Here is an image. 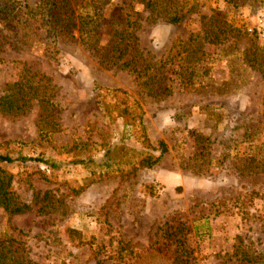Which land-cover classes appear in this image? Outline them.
Listing matches in <instances>:
<instances>
[{"label": "rangeland", "instance_id": "374dc122", "mask_svg": "<svg viewBox=\"0 0 264 264\" xmlns=\"http://www.w3.org/2000/svg\"><path fill=\"white\" fill-rule=\"evenodd\" d=\"M170 1L171 11H187L180 24L132 0H70L77 17L95 14L96 31H59L57 61L39 44L12 49L0 30V97L18 81L40 95L18 115L0 111V154L50 163L0 164L30 207L0 208V240L31 263L264 264V173L252 170L264 147V0ZM206 22L230 38L204 41ZM122 29L137 38L152 90L99 62ZM136 105L148 140L167 152L132 172L142 138L125 123L138 119L120 115H137ZM40 121L58 127L42 134ZM74 143L86 150H60ZM116 147L129 162L75 195L93 175L71 161Z\"/></svg>", "mask_w": 264, "mask_h": 264}, {"label": "trees", "instance_id": "16d2710c", "mask_svg": "<svg viewBox=\"0 0 264 264\" xmlns=\"http://www.w3.org/2000/svg\"><path fill=\"white\" fill-rule=\"evenodd\" d=\"M135 3L141 4L151 15L154 12L160 11L162 8L163 19L168 24H180L185 18L187 11L183 12L181 9L171 11L170 0H132ZM232 2L231 0H228ZM70 0H46L38 5H31L22 0H0V30L4 34V39L8 45L19 51H31L37 44L43 47L44 56L52 61H57L61 55V51L57 44V33L63 29L67 32L71 29L77 28L79 32L88 39L89 35H93L96 31V26L91 27L95 14L89 15L86 13L84 17L76 16L74 10H70ZM189 12V11H188ZM99 16V14H96ZM94 17V18H93ZM81 18V19H80ZM128 22V21H127ZM210 23H204V37L203 40L210 44H219L230 37L229 30L226 28H219ZM115 40L110 49L101 50L97 53L99 62L108 68H116L118 70H128L135 75V78L140 82V85L153 89L151 86L152 78H147L145 70L142 68V63L146 59L137 46V38L134 37L133 32L129 29H122L119 33H113ZM90 43V40H89ZM96 50V49H95ZM97 52V51H96ZM142 61L140 65L138 63ZM139 66V67H138ZM34 74L33 77H36ZM43 80V77L40 76ZM48 80V79H46ZM118 92V91H114ZM40 96L36 90L29 87L23 82H15L7 86L4 94L0 97V111L7 115H18L25 112L27 104L33 99ZM41 100H44L43 97ZM136 109L132 110L125 107L121 110L120 116L130 115L129 110L132 111L131 117H137L138 122H126V126H132L137 123L140 130V137L142 138V151L132 152L137 156L133 165L132 172L140 168H152L155 166L167 152V146L163 141H157L155 144L148 140L144 127L141 122L142 113L140 107L136 105ZM45 109V107H43ZM47 110V109H46ZM46 119L48 117L46 116ZM41 124L42 134L50 131L52 128H57L58 124L49 122L48 124ZM7 144V143H4ZM1 146V144H0ZM86 150V145L74 143L72 146H63L60 150L65 153L78 150ZM122 148H107L104 150L103 159L95 160L92 157L84 159H74L71 161L72 165H80L86 169H90L93 178L89 179L85 186L72 189L75 195L80 194L85 188L108 174L115 166L127 164V154L123 153ZM129 150V149H128ZM126 159V160H125ZM125 160V161H124ZM16 161L26 163L28 161L39 162L43 164H50L48 160L42 158H31L24 156L11 157L7 154H0V164H12ZM52 168H57L55 164H51ZM252 170L256 174L264 173V147H259L257 155L252 161ZM99 171V175L95 177L94 173ZM104 171V173H103ZM12 177L7 175L0 168V208L9 215H16L26 212L30 207L21 203L15 193L11 190ZM17 249L12 250L10 245L5 241L0 240V264H33L26 260L23 254ZM101 262H97L100 264Z\"/></svg>", "mask_w": 264, "mask_h": 264}, {"label": "built area", "instance_id": "2783aa9c", "mask_svg": "<svg viewBox=\"0 0 264 264\" xmlns=\"http://www.w3.org/2000/svg\"><path fill=\"white\" fill-rule=\"evenodd\" d=\"M260 23H261V25H263V27H264V16H263V19H261Z\"/></svg>", "mask_w": 264, "mask_h": 264}]
</instances>
